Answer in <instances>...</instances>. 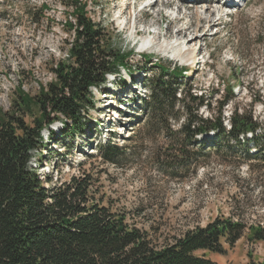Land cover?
<instances>
[{
  "label": "rangeland",
  "instance_id": "1",
  "mask_svg": "<svg viewBox=\"0 0 264 264\" xmlns=\"http://www.w3.org/2000/svg\"><path fill=\"white\" fill-rule=\"evenodd\" d=\"M81 1L112 48L133 53L132 70L123 71V79L110 78L105 89L94 90V110L82 134L66 135L61 123L50 127L54 136H49L50 130L42 133L47 147L33 154L30 166L44 181H51L45 186L52 189L74 180L89 181L91 204L125 215L129 225L148 233L157 243L205 227L218 217L232 218L247 227L264 226V160L240 162L224 156L226 150L217 152L210 141L203 150L186 148L189 166L172 169L170 166L177 165L172 157L179 155L172 150L174 135L148 126L144 110L150 82L160 76L158 66L185 69L192 82L184 92L193 87L191 94L203 95L210 107L200 109L199 115L207 118L217 113L232 89L233 102L223 109L225 123L237 107L252 114L264 131V0H248L226 11L210 28L193 17L192 22L185 18L169 24L164 20L165 0ZM65 3L67 0H0V112L12 111L20 88L37 95L40 87L55 81L53 69L69 61L74 33L66 27L72 10ZM43 6L47 10L42 14ZM130 14L140 15L135 35L126 28ZM155 22L156 31L150 29ZM198 24L200 40L187 45L191 32L186 38L176 35L180 27ZM145 41L150 46L142 51ZM165 79L176 81L169 76ZM34 117L29 114L26 122L32 125ZM178 129L172 123V130ZM111 139L122 149L115 162L103 160L99 153L100 146ZM252 145L248 148L257 151ZM225 249L226 254L206 255L216 264L264 262V242L250 244L244 236Z\"/></svg>",
  "mask_w": 264,
  "mask_h": 264
},
{
  "label": "trees",
  "instance_id": "2",
  "mask_svg": "<svg viewBox=\"0 0 264 264\" xmlns=\"http://www.w3.org/2000/svg\"><path fill=\"white\" fill-rule=\"evenodd\" d=\"M64 5L72 10L66 23L74 33L69 61L53 69L55 81L40 87L37 95L20 88L12 111L0 112V264H216L207 252L226 254L225 246L234 247L244 236L250 244L264 242L263 225L247 227L218 217L205 227L157 243L129 225L125 215L91 204L89 181L74 180L52 189L45 186L51 181H44L30 166L33 154L47 147L42 133L50 130L49 136H54L50 127L61 123L66 135L82 134L94 110V89L106 88L110 75L123 79L122 72L132 70L133 53L112 48L105 31L88 17L86 4L67 0ZM45 10L46 6L40 9L42 14ZM158 68L160 76L150 82L144 110L148 126L174 135L172 150L179 155L172 157L177 165L170 168L188 167L185 149L198 146L203 150L207 144H200L197 137L211 132L216 133L213 147L219 153L226 150L224 156L240 162L264 160V131L252 114L236 107L230 130L225 127L223 109L233 102L232 89L217 113L204 118L200 109L210 107L203 95L191 94L193 87L187 93L183 90L192 82L186 70ZM168 76L176 81L166 80ZM29 114L35 116L33 126L26 122ZM172 123L179 125L177 131L172 130ZM243 143H252L258 152L250 155ZM99 153L103 160L115 162L122 149L111 139L100 146ZM199 252L203 255L198 256Z\"/></svg>",
  "mask_w": 264,
  "mask_h": 264
},
{
  "label": "bare ground",
  "instance_id": "3",
  "mask_svg": "<svg viewBox=\"0 0 264 264\" xmlns=\"http://www.w3.org/2000/svg\"><path fill=\"white\" fill-rule=\"evenodd\" d=\"M184 2H186V0L184 1ZM151 5V4H150ZM149 5V6H150ZM125 6V5H124ZM126 7V6H125ZM147 8V7H146ZM192 14V13H191ZM120 15H121V17H123V15H124V12L123 11H121L120 12ZM130 22L127 24V29L129 30V32H131V34L132 35H135L136 34V32L134 31L135 30V24H137V23H140V15H135V16H133L132 14H130ZM196 18H200V17H196ZM195 18V19H196ZM133 19H134V23H133ZM186 19H188L190 22H192L193 21V18H191V17H186ZM138 25V24H137ZM200 27H201V24H198V25H195V26H188L187 28H179L178 29V31H177V36H179V37H184V38H186L187 37V34L189 33V32H191V39L189 40V39H187V45H190L191 43H193L194 41H197V40H200L201 39V35H199L200 34ZM150 29L152 30H154V31H156V22L155 23H153L151 26H150ZM147 29H145V32H147V33H149L150 35H152V32H148V31H146ZM154 33V32H153ZM138 34V33H137ZM184 45V47L183 48H186V46L187 45ZM150 46V43L149 42H147V41H145V42H143L142 43V45L140 46V50H145V49H147L148 47ZM180 45H178L177 46V49L178 50H180L178 47H179ZM180 52V51H179ZM178 55H179V53H177ZM178 55L176 56V57H178Z\"/></svg>",
  "mask_w": 264,
  "mask_h": 264
}]
</instances>
